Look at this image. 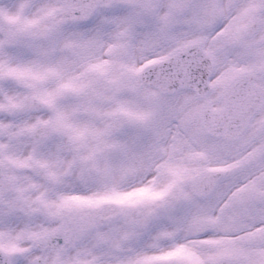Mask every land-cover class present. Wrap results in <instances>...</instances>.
<instances>
[{"label":"snow or ice","instance_id":"6c2138e0","mask_svg":"<svg viewBox=\"0 0 264 264\" xmlns=\"http://www.w3.org/2000/svg\"><path fill=\"white\" fill-rule=\"evenodd\" d=\"M0 264H264V0H0Z\"/></svg>","mask_w":264,"mask_h":264}]
</instances>
